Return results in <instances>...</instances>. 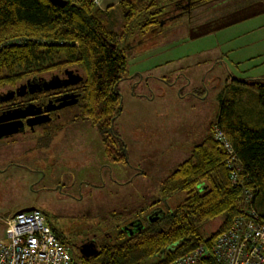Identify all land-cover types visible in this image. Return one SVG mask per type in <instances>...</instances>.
<instances>
[{"label": "rangeland", "instance_id": "rangeland-1", "mask_svg": "<svg viewBox=\"0 0 264 264\" xmlns=\"http://www.w3.org/2000/svg\"><path fill=\"white\" fill-rule=\"evenodd\" d=\"M241 7L254 19L247 24L255 29L249 38L240 35L239 23L216 30L238 22L245 14ZM210 9L159 24L147 39L126 45L127 71L119 82L121 106L114 121L126 162L107 160L98 129L73 119L79 111L75 105L60 109L62 118L48 132L37 128L33 134L0 140V239L4 218L34 207L77 258L72 243L81 246L86 238L103 235L97 239L101 244L111 238L107 228L117 218L140 217V208L161 199L162 180L210 133L221 99L231 92L225 85L244 89V102L256 99V91L239 82H264V13L258 14L264 0H232L220 10ZM10 157L16 166L8 167ZM182 198L177 193L159 204L171 209ZM255 207L264 216L258 198ZM218 223L220 219L208 229Z\"/></svg>", "mask_w": 264, "mask_h": 264}, {"label": "trees", "instance_id": "trees-1", "mask_svg": "<svg viewBox=\"0 0 264 264\" xmlns=\"http://www.w3.org/2000/svg\"><path fill=\"white\" fill-rule=\"evenodd\" d=\"M65 1L61 7L49 0H0V91L78 74L80 82L62 87L79 95L71 105L79 110L73 119L98 129L109 162H126L114 131L121 106L118 86L127 71L126 45L133 40L136 46L157 32L159 24L191 16L216 0H122L119 20L92 0ZM239 83L256 91V99L244 102V89L227 86L231 92L221 99L210 133L159 185L160 200L177 193L183 194L182 200L166 210L159 199H152L139 209L140 217L114 218L116 225L107 228L111 238L101 242L97 254L77 256L83 264H169L201 246L210 247L246 210L247 189L254 209L256 198L264 204V82ZM217 130L232 145L233 155L216 139ZM239 166L242 173L233 183L230 176ZM153 210L161 212L148 218ZM135 218L138 227L124 231L122 223ZM217 219L220 223L209 230Z\"/></svg>", "mask_w": 264, "mask_h": 264}, {"label": "built area", "instance_id": "built-area-1", "mask_svg": "<svg viewBox=\"0 0 264 264\" xmlns=\"http://www.w3.org/2000/svg\"><path fill=\"white\" fill-rule=\"evenodd\" d=\"M97 4L98 0H92ZM226 152H235L226 137L215 132ZM231 159H233L231 157ZM241 167L230 179L238 181ZM246 210L214 242L201 246L169 264H264V216L254 209L250 189L244 192ZM0 239V264H83L52 230L47 217L38 209L15 212L4 219Z\"/></svg>", "mask_w": 264, "mask_h": 264}, {"label": "flooded vegetation", "instance_id": "flooded-vegetation-1", "mask_svg": "<svg viewBox=\"0 0 264 264\" xmlns=\"http://www.w3.org/2000/svg\"><path fill=\"white\" fill-rule=\"evenodd\" d=\"M48 80L49 79H47L46 81ZM42 82L43 80L39 82H26L25 84L20 85V87L16 89H7L5 91H0V116H5L6 113H12V116L26 115L28 113L36 115V113L38 112L39 113L37 116H43L46 112L41 111L42 107H44L45 110V108L47 109L49 107L57 106L59 105L61 98H63L67 94H72L71 91L73 90H68V88L66 90H64V88L49 91L43 90L44 92H42V88H39L40 86H42ZM46 114H48L50 117L49 121H47L46 123L33 125L32 127L29 124L35 121L36 116H28L21 118L23 126L20 128L18 134L15 135L33 134L37 128L39 130H42L41 127L46 128L49 124H51V122L55 121L56 119H59V117L62 116L60 114V109L51 110L49 113ZM157 213V210H153L151 213H147V217L149 216L150 218V216L157 215ZM139 222V219H132L128 223L124 224L122 228L124 231L130 232L133 228L138 227V225L140 224ZM102 238L103 235L101 237L97 235L96 237H88L86 238V240L81 241L83 243L86 242L84 244H87L86 247L88 249L84 250L86 252L94 251L95 249L98 251L100 244H98L97 239L99 241V239ZM92 243L94 244V246L92 245ZM72 245L76 252L79 254V256H81L79 251L81 248H84L82 247L83 244L81 246H77L76 244L72 243Z\"/></svg>", "mask_w": 264, "mask_h": 264}, {"label": "water", "instance_id": "water-1", "mask_svg": "<svg viewBox=\"0 0 264 264\" xmlns=\"http://www.w3.org/2000/svg\"><path fill=\"white\" fill-rule=\"evenodd\" d=\"M49 1H51L52 3H54L56 5H59L61 7L65 6L67 3L65 0H49ZM80 81H81V77L78 74L69 73L68 76L63 80H60L57 78H52L48 81L43 80L42 86H40L39 88L40 89L42 88V90H45V91L55 90V89H60L62 87H68L70 85H76ZM78 98H79V95H77L75 93L67 94L63 98L60 99L59 105L54 106V107H49L47 109L45 108V110H44V107H42L41 111L49 113L51 110H59L63 107L71 106L78 101ZM38 113H36V115L28 113L26 115H15V116H12V113H6L5 116H0V140L7 138V137H10V136H13L15 134H18V132L20 131V128L23 126L21 118L28 117V116L29 117L30 116H32V117L36 116L35 121H33L31 124H29L31 127L33 125L46 123L47 121L50 120V117L48 114L45 113V115H43V116H37ZM35 209L36 208H34V207H28V208L21 209L17 212H20V211L29 212V211H33ZM160 212H161V210L158 211V213H160ZM148 218H149V216H148ZM92 245L94 246L93 243H92ZM86 246H87V244H83L82 247H84V248H81L79 251L82 257L90 258V257L95 256V254H97L98 251L96 249L94 251L86 252L84 250V249H88Z\"/></svg>", "mask_w": 264, "mask_h": 264}, {"label": "crops", "instance_id": "crops-1", "mask_svg": "<svg viewBox=\"0 0 264 264\" xmlns=\"http://www.w3.org/2000/svg\"><path fill=\"white\" fill-rule=\"evenodd\" d=\"M122 0H98V2H97V4H96V6H97V8H99L100 10H102V11H106V10H111V12H113V16H114V18L116 19V20H119L120 18H121V10H120V8L118 7V5H119V3L121 2ZM232 2V0H216V3L214 2L211 6H212V11H214V10H220L221 9V5H222V3H224V4H230ZM206 6V5H205ZM202 7V8H198L197 10H199V11H206V9H207V11L208 10H211L210 9V7L211 6H209V7ZM240 10L241 11H245V14H243L242 16H240V18H239V20H238V22H235L234 20H232L231 22H228V23H225V24H223V26H218L217 28H216V30H218V31H225L226 29H229V27L231 26V25H236L237 23H239V25H241V31H240V35H243L244 37H246V38H249L252 34H253V32L255 31V29L254 28H252V27H250L249 25H247V24H249V22H251V21H253L254 19H253V17H250L249 15H248V12H247V10H246V8L245 7H241L240 8ZM211 11V12H212ZM264 13V10L263 11H260L258 14H261V16H262V14ZM215 16H216V14H215ZM230 23V24H229ZM262 28H264V23H261V29ZM259 47H261V44L259 45ZM263 54H264V52H262ZM229 84V83H228ZM225 85V87H227V86H229V85ZM14 136V135H13ZM18 136V135H17ZM10 137H12V136H10ZM7 138H9V137H7ZM5 139V138H4ZM54 142V141H53ZM50 158H52V156L50 157ZM7 160V165H8V167H10V166H16L15 165V160H14V158H12V157H10V158H7L6 159ZM35 162H36V160H35ZM42 175H43V178H45L46 176V174L45 173H41ZM25 208H28V207H25ZM22 209H24V208H22ZM6 217V216H5ZM5 219V218H4ZM4 231H5V228H4ZM5 233V232H4ZM4 233H3V236H4ZM3 238V237H2ZM1 238V239H2Z\"/></svg>", "mask_w": 264, "mask_h": 264}]
</instances>
